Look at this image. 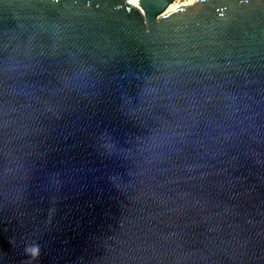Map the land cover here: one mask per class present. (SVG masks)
Masks as SVG:
<instances>
[{
	"label": "water",
	"instance_id": "1",
	"mask_svg": "<svg viewBox=\"0 0 264 264\" xmlns=\"http://www.w3.org/2000/svg\"><path fill=\"white\" fill-rule=\"evenodd\" d=\"M175 2L0 0V264H264V0Z\"/></svg>",
	"mask_w": 264,
	"mask_h": 264
},
{
	"label": "clouds",
	"instance_id": "2",
	"mask_svg": "<svg viewBox=\"0 0 264 264\" xmlns=\"http://www.w3.org/2000/svg\"><path fill=\"white\" fill-rule=\"evenodd\" d=\"M133 2H135V0H133ZM191 2L195 3L196 0H191ZM101 141H102V146L106 147L108 143L113 141V138L109 133L106 132L102 134ZM24 252L30 258L29 264H31V261H35L40 256V246L36 243L25 244Z\"/></svg>",
	"mask_w": 264,
	"mask_h": 264
},
{
	"label": "rangeland",
	"instance_id": "3",
	"mask_svg": "<svg viewBox=\"0 0 264 264\" xmlns=\"http://www.w3.org/2000/svg\"><path fill=\"white\" fill-rule=\"evenodd\" d=\"M191 0H177V2L175 3H178L179 5H182V4H185V3H190ZM174 5V4H173ZM179 7V6H178Z\"/></svg>",
	"mask_w": 264,
	"mask_h": 264
},
{
	"label": "snow or ice",
	"instance_id": "4",
	"mask_svg": "<svg viewBox=\"0 0 264 264\" xmlns=\"http://www.w3.org/2000/svg\"><path fill=\"white\" fill-rule=\"evenodd\" d=\"M129 3L135 4L137 7L140 6L139 0H135V2H133V0H128Z\"/></svg>",
	"mask_w": 264,
	"mask_h": 264
},
{
	"label": "bare ground",
	"instance_id": "5",
	"mask_svg": "<svg viewBox=\"0 0 264 264\" xmlns=\"http://www.w3.org/2000/svg\"><path fill=\"white\" fill-rule=\"evenodd\" d=\"M178 6H179V4L178 3H175L173 6L170 7V10L176 9Z\"/></svg>",
	"mask_w": 264,
	"mask_h": 264
}]
</instances>
